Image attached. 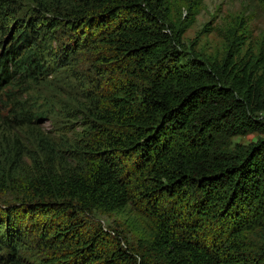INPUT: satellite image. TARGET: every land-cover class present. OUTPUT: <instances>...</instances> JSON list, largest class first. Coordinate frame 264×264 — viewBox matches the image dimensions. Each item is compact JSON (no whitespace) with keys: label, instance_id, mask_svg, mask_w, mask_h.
I'll return each instance as SVG.
<instances>
[{"label":"trees","instance_id":"obj_1","mask_svg":"<svg viewBox=\"0 0 264 264\" xmlns=\"http://www.w3.org/2000/svg\"><path fill=\"white\" fill-rule=\"evenodd\" d=\"M202 1L0 0V264H264V47L187 45Z\"/></svg>","mask_w":264,"mask_h":264},{"label":"rangeland","instance_id":"obj_2","mask_svg":"<svg viewBox=\"0 0 264 264\" xmlns=\"http://www.w3.org/2000/svg\"><path fill=\"white\" fill-rule=\"evenodd\" d=\"M173 5V20L184 16L189 0H171ZM20 17H12L8 26L18 27ZM13 24V25H12ZM239 25L245 26L244 29ZM1 26L5 27L4 24ZM232 29L239 30V35L246 33L251 38L247 44H251L255 49L264 47V7L253 3L251 0H203L196 17V22L185 34L184 40L187 45L195 43L196 51L205 57L222 59L227 51V41L229 32ZM73 45V42H72ZM102 47H105L104 45ZM63 73V71H61ZM46 123V127L50 128ZM259 132L248 133L243 136L234 137L232 145L249 146L263 138ZM8 198L0 196V204L8 205ZM92 220L86 219L93 228H102L112 234L126 236L130 242H136L137 237L131 233L133 225L129 220L117 214L107 216H95ZM251 244L260 247L263 245L262 235L256 232L250 234Z\"/></svg>","mask_w":264,"mask_h":264}]
</instances>
